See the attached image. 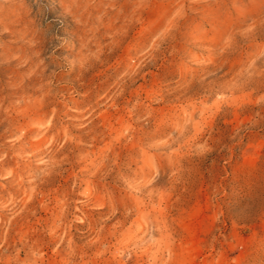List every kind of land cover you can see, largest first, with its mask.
Returning <instances> with one entry per match:
<instances>
[{"label":"rangeland","instance_id":"obj_1","mask_svg":"<svg viewBox=\"0 0 264 264\" xmlns=\"http://www.w3.org/2000/svg\"><path fill=\"white\" fill-rule=\"evenodd\" d=\"M0 264H264V0H0Z\"/></svg>","mask_w":264,"mask_h":264}]
</instances>
